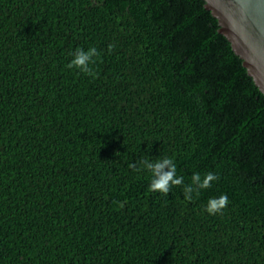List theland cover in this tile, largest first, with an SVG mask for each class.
Here are the masks:
<instances>
[{"label":"trees","instance_id":"trees-1","mask_svg":"<svg viewBox=\"0 0 264 264\" xmlns=\"http://www.w3.org/2000/svg\"><path fill=\"white\" fill-rule=\"evenodd\" d=\"M0 264H264V95L202 0H0Z\"/></svg>","mask_w":264,"mask_h":264},{"label":"water","instance_id":"water-1","mask_svg":"<svg viewBox=\"0 0 264 264\" xmlns=\"http://www.w3.org/2000/svg\"><path fill=\"white\" fill-rule=\"evenodd\" d=\"M264 95V0H202Z\"/></svg>","mask_w":264,"mask_h":264},{"label":"clouds","instance_id":"clouds-1","mask_svg":"<svg viewBox=\"0 0 264 264\" xmlns=\"http://www.w3.org/2000/svg\"><path fill=\"white\" fill-rule=\"evenodd\" d=\"M114 48V45H109V51ZM73 59L67 65L69 69H78L80 72L93 79L98 78L97 73L93 70L91 65L96 63L100 53L95 47H90L87 50L77 48L71 53ZM139 166L151 173V181L149 190L154 193H160L165 196L170 192L173 186H179L184 183L182 176H177V168L172 158L164 157L163 159H142L139 161ZM130 167L136 169L137 165L132 164ZM219 179L218 175L212 172L204 174L202 177L199 172L194 173L191 177V184L184 187V199L191 202L193 193L199 195L200 190L209 189L212 183ZM228 198L222 195L219 198L209 199L205 211L209 215L222 214L223 210L228 206ZM122 208L124 205L120 203Z\"/></svg>","mask_w":264,"mask_h":264}]
</instances>
